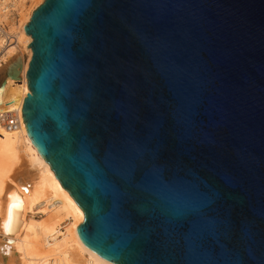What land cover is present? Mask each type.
Segmentation results:
<instances>
[{"label":"water","instance_id":"1","mask_svg":"<svg viewBox=\"0 0 264 264\" xmlns=\"http://www.w3.org/2000/svg\"><path fill=\"white\" fill-rule=\"evenodd\" d=\"M24 35L21 118L88 250L264 264V0H44Z\"/></svg>","mask_w":264,"mask_h":264},{"label":"bare ground","instance_id":"2","mask_svg":"<svg viewBox=\"0 0 264 264\" xmlns=\"http://www.w3.org/2000/svg\"><path fill=\"white\" fill-rule=\"evenodd\" d=\"M42 1L20 0L14 7L15 22L0 18L15 40L0 65V112L21 113L29 93L26 71L32 53L26 47L32 40L24 35V27ZM12 212H19L20 228L10 236L5 227ZM83 219L31 144L26 129L7 133L0 128V264H110L80 242L76 230Z\"/></svg>","mask_w":264,"mask_h":264},{"label":"built area","instance_id":"3","mask_svg":"<svg viewBox=\"0 0 264 264\" xmlns=\"http://www.w3.org/2000/svg\"><path fill=\"white\" fill-rule=\"evenodd\" d=\"M20 0H0V18H5L8 23L15 22L17 13L14 9ZM15 44L12 34L8 32V25L0 21V65L4 62L7 51ZM0 128L7 133H19L24 130L21 113L18 110L0 112Z\"/></svg>","mask_w":264,"mask_h":264},{"label":"rangeland","instance_id":"4","mask_svg":"<svg viewBox=\"0 0 264 264\" xmlns=\"http://www.w3.org/2000/svg\"><path fill=\"white\" fill-rule=\"evenodd\" d=\"M43 1H44V0H43ZM43 1H42V3H43ZM42 3H41V4H42ZM41 4H40V5H41ZM40 5H39V6H40ZM35 10H36V9H35ZM23 61H24L25 63H27V61H28V55H27L26 53L24 54ZM29 61H30V60H29ZM0 80H1V77H0ZM35 217H36V219H39L40 216L38 215V216H35Z\"/></svg>","mask_w":264,"mask_h":264}]
</instances>
